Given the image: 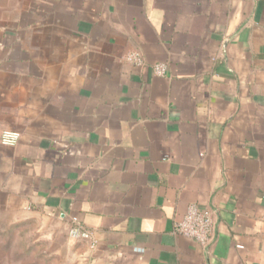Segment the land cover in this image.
<instances>
[{
    "label": "crops",
    "instance_id": "0c3cea01",
    "mask_svg": "<svg viewBox=\"0 0 264 264\" xmlns=\"http://www.w3.org/2000/svg\"><path fill=\"white\" fill-rule=\"evenodd\" d=\"M3 130L0 210L77 264H264V0H0Z\"/></svg>",
    "mask_w": 264,
    "mask_h": 264
},
{
    "label": "rangeland",
    "instance_id": "374dc122",
    "mask_svg": "<svg viewBox=\"0 0 264 264\" xmlns=\"http://www.w3.org/2000/svg\"><path fill=\"white\" fill-rule=\"evenodd\" d=\"M43 225L0 210V264H77L62 241L45 240Z\"/></svg>",
    "mask_w": 264,
    "mask_h": 264
},
{
    "label": "built area",
    "instance_id": "2783aa9c",
    "mask_svg": "<svg viewBox=\"0 0 264 264\" xmlns=\"http://www.w3.org/2000/svg\"><path fill=\"white\" fill-rule=\"evenodd\" d=\"M125 60L131 64L143 65V58L138 51H131L125 55ZM152 71L156 76H164L167 72L165 63H156L152 66ZM19 134L14 131L3 130L0 140L3 144L13 145L18 141ZM215 226V210L203 209L197 204L192 203L180 220L173 223L172 232L185 238L193 240L201 246L210 243L213 237ZM68 237L73 240H88L94 246L93 232L86 228L80 219L72 216L69 221ZM241 248L242 246H238Z\"/></svg>",
    "mask_w": 264,
    "mask_h": 264
}]
</instances>
